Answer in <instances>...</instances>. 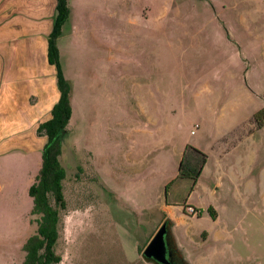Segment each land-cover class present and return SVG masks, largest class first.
<instances>
[{"label":"rangeland","instance_id":"1","mask_svg":"<svg viewBox=\"0 0 264 264\" xmlns=\"http://www.w3.org/2000/svg\"><path fill=\"white\" fill-rule=\"evenodd\" d=\"M26 3L0 0V62L18 43L45 47L56 1L37 14ZM69 8L57 43L73 110L59 264H154L142 251L166 219L188 264H264V0ZM198 151L197 182L179 179ZM40 165L41 150L0 152V264H22L36 230Z\"/></svg>","mask_w":264,"mask_h":264},{"label":"trees","instance_id":"2","mask_svg":"<svg viewBox=\"0 0 264 264\" xmlns=\"http://www.w3.org/2000/svg\"><path fill=\"white\" fill-rule=\"evenodd\" d=\"M69 15V0H56L55 15L47 37L46 51L47 61L56 71L59 98L51 110V117L40 123L36 131L37 136L46 138V143L42 148L39 171L28 188V195L32 199L31 215L36 218L37 226L34 234L28 237L23 245L22 264H59L61 262L60 255L55 251L59 237L60 214L66 208L63 195L66 171L60 157L63 141L68 133L67 126L72 117V105L71 88L60 63L57 43L63 34V26ZM256 116L263 117L264 109ZM197 153L201 158L196 164L188 162L184 155L178 167L179 179L191 180L193 184L197 182L206 163V156L199 151ZM165 221L170 225L168 219ZM170 236H172L171 230ZM182 260L184 264H188L183 257Z\"/></svg>","mask_w":264,"mask_h":264},{"label":"crops","instance_id":"3","mask_svg":"<svg viewBox=\"0 0 264 264\" xmlns=\"http://www.w3.org/2000/svg\"><path fill=\"white\" fill-rule=\"evenodd\" d=\"M26 1L22 6H25L24 12L33 10L37 14L39 0ZM19 9L18 19L20 13L25 14ZM46 42L43 49L18 43V56L12 61L0 62V152L15 146L42 152L46 143V138L37 136L36 131L40 123L51 117L59 98L56 71L47 61ZM2 50L0 53H6L5 48ZM69 125L70 121L68 133Z\"/></svg>","mask_w":264,"mask_h":264},{"label":"water","instance_id":"4","mask_svg":"<svg viewBox=\"0 0 264 264\" xmlns=\"http://www.w3.org/2000/svg\"><path fill=\"white\" fill-rule=\"evenodd\" d=\"M168 234V223L164 221L142 251V256L145 260L154 264H169L166 246Z\"/></svg>","mask_w":264,"mask_h":264},{"label":"flooded vegetation","instance_id":"5","mask_svg":"<svg viewBox=\"0 0 264 264\" xmlns=\"http://www.w3.org/2000/svg\"><path fill=\"white\" fill-rule=\"evenodd\" d=\"M169 234L167 237V260L169 264H184L182 257L180 256L178 250L176 249L174 240L170 236V226L168 224Z\"/></svg>","mask_w":264,"mask_h":264},{"label":"built area","instance_id":"6","mask_svg":"<svg viewBox=\"0 0 264 264\" xmlns=\"http://www.w3.org/2000/svg\"><path fill=\"white\" fill-rule=\"evenodd\" d=\"M192 134H193V132H192Z\"/></svg>","mask_w":264,"mask_h":264}]
</instances>
